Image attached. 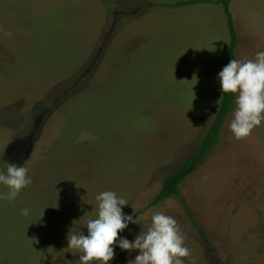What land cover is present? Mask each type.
I'll list each match as a JSON object with an SVG mask.
<instances>
[{
    "label": "rangeland",
    "instance_id": "obj_1",
    "mask_svg": "<svg viewBox=\"0 0 264 264\" xmlns=\"http://www.w3.org/2000/svg\"><path fill=\"white\" fill-rule=\"evenodd\" d=\"M183 1L0 0V171L22 164L32 180L0 199V264H78L67 234H87L95 197L109 190L138 220L129 240L163 213L184 236V264H264V120L238 140L230 114L182 198L152 205L223 96V7ZM231 11L237 59L254 60L264 0H233ZM8 191L0 184V196ZM138 254L117 247L109 264Z\"/></svg>",
    "mask_w": 264,
    "mask_h": 264
},
{
    "label": "clouds",
    "instance_id": "obj_2",
    "mask_svg": "<svg viewBox=\"0 0 264 264\" xmlns=\"http://www.w3.org/2000/svg\"><path fill=\"white\" fill-rule=\"evenodd\" d=\"M217 79L222 94L235 96L236 107L231 113L229 129L236 139L245 138L264 120V51L258 52L254 60H230ZM31 183L25 166L7 162L6 173L0 171V184L7 186L9 191L0 199L15 200ZM95 199L98 211L96 218L88 219L85 225L87 234L81 230L73 231V227L67 234L65 249L79 254L78 264H109L117 247L130 254L138 250L139 254L129 259L128 264H184L181 258L190 255L173 217L154 214L151 227L129 240L121 233L130 224L139 223L134 215L124 213L128 201L110 190L101 192ZM21 214L28 216L29 209H23Z\"/></svg>",
    "mask_w": 264,
    "mask_h": 264
},
{
    "label": "trees",
    "instance_id": "obj_3",
    "mask_svg": "<svg viewBox=\"0 0 264 264\" xmlns=\"http://www.w3.org/2000/svg\"><path fill=\"white\" fill-rule=\"evenodd\" d=\"M233 0H188L177 3L175 5H189L199 3L218 4L223 7L225 15L227 17V25L230 34V45L225 58L226 66L230 60L237 59V49L239 45V37L234 21V17L231 11V3ZM235 96L233 94H223L218 112L204 136L203 140L199 144L198 148L189 156L185 162L172 174H170L164 181L161 191L156 195L153 200V204H158L169 199L172 196H179L182 198L180 192L181 184L191 176L210 156L215 150L219 141L222 130L224 129L228 116L234 111ZM192 214L190 213V216ZM131 225V224H130ZM129 225V227H130ZM128 230V229H126ZM125 230V231H126ZM124 231V232H125ZM123 232V233H124ZM121 233V235L123 234ZM98 264V262H95Z\"/></svg>",
    "mask_w": 264,
    "mask_h": 264
}]
</instances>
